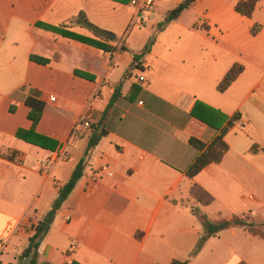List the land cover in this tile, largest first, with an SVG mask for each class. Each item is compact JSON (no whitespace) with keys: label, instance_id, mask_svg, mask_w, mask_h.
Instances as JSON below:
<instances>
[{"label":"crops","instance_id":"0c3cea01","mask_svg":"<svg viewBox=\"0 0 264 264\" xmlns=\"http://www.w3.org/2000/svg\"><path fill=\"white\" fill-rule=\"evenodd\" d=\"M184 1L159 0L135 26L131 0H0V245L7 244L0 264H30L29 241L84 156L87 139L75 131L88 104L101 95L90 118L98 123L117 89L122 96L105 123L108 134L42 240L37 264H263L264 241L240 228L201 245L204 227L193 210L212 221H264V0L250 18L236 11L245 0H197L159 31ZM82 13L107 33L115 54L54 30L95 38ZM153 37L151 52L134 66V55ZM237 66L241 74L221 93ZM28 98L45 103L34 134L69 154L50 173L40 163L56 152L18 136L33 130ZM225 129L222 162L189 178L201 154L190 140L209 146ZM105 165L113 176L93 181ZM195 186L213 202L198 203Z\"/></svg>","mask_w":264,"mask_h":264},{"label":"trees","instance_id":"16d2710c","mask_svg":"<svg viewBox=\"0 0 264 264\" xmlns=\"http://www.w3.org/2000/svg\"><path fill=\"white\" fill-rule=\"evenodd\" d=\"M111 1L127 4L129 3L130 0H111ZM258 1L259 0L242 1L237 5L236 11L239 14L250 18L252 17L255 11ZM196 3L197 0H185L183 3H181L176 9H174L169 13L166 21L163 24L159 25V31L163 30L164 27L172 23L174 20H177V18H179L184 11L193 9ZM79 20L84 27L88 28L89 30H91V32H93L95 38L92 39V38L83 37L62 29H54V30L61 33V35H63L64 37L74 39L83 44L96 47L102 50L103 52L109 53L111 55L115 54L119 50L118 47L109 44L110 41L109 38L106 36L107 33H105L101 29L89 23V21L87 20L86 16L83 13L79 16ZM259 30L260 27L257 26L253 29V33L256 34L259 32ZM154 44H155V37L151 38V40L149 41V43L141 53L134 55V64H135L134 66L139 67L138 65L140 61L151 52ZM120 50L127 51L128 49L125 46H122ZM30 60L40 65H48L50 63L49 60L38 56H31ZM242 70H243L242 67H238V66L234 67L219 85L218 87L219 91L221 93H224L230 87V85L237 79V77L241 74ZM75 75L83 79L95 81V77L80 71H75ZM121 96L122 94L120 92V89H117L108 107L106 108L101 121H99L98 123L90 122V128L84 137L87 139V146L84 151L83 158L76 166L69 181H67L59 189L58 198L56 199L53 205V209L46 216L44 221L39 223L35 235L29 241L30 244H29V248L25 252V257L30 259V264H37L38 249L40 247L42 240L49 232L58 211L62 208V206L67 201L71 193L74 191L79 180L83 177V174L90 161L92 152L101 142V140L107 136L108 132L106 130L105 123L108 120L110 110L114 106L115 102ZM26 105L30 108L29 119L33 122V130L30 132L20 131L18 134L19 138L26 139L28 141L30 140L34 141V143L37 146L51 152L61 151L62 147H60L57 142L34 134V129L40 122L43 113L45 111V103L34 98H28L26 100ZM14 110L15 108L13 107L12 111ZM238 119H239V115H236L229 122V126H232ZM225 131L226 129L222 131V133L209 146L198 141L197 139L190 140V144L194 148L199 150L201 154L198 156V158L193 163V165L189 168L187 172V176L189 178H194L195 176L200 174L205 168H207L212 164H218L222 162L223 158L225 157L226 153L229 150L227 144L223 140ZM192 197L202 205H209L214 200L209 193H207L198 186H195L193 188ZM193 212L199 218V220L201 221L204 227L205 234L201 239V245H203L209 239L217 237L223 231L229 229H235V228L243 229L257 237V235L255 234L256 227L254 223L249 222L247 220V216H233L229 220L212 221L209 219L207 215L203 214L198 209L193 210ZM171 264H188V263L181 261H173Z\"/></svg>","mask_w":264,"mask_h":264},{"label":"built area","instance_id":"2783aa9c","mask_svg":"<svg viewBox=\"0 0 264 264\" xmlns=\"http://www.w3.org/2000/svg\"><path fill=\"white\" fill-rule=\"evenodd\" d=\"M159 0H131V5L137 8V15L132 20V25H142L148 19L149 11L151 8L158 2ZM139 81L144 82L145 77H139ZM52 102H55L56 99L54 97L51 98ZM100 101L102 102V97L100 94H95L91 101L88 104L87 113L81 120V123L77 127L75 131V135L79 136L80 138H84L87 131L90 128V118H91V111L94 109V102ZM69 154L65 150H61L53 154L52 157L43 160L40 163L41 172L50 173L51 170L55 167L56 164L59 162L65 161L68 158ZM14 162L20 166L24 165V161L22 158L17 157ZM104 176L111 177L113 176V171L109 165L103 166L98 171L92 174L93 181H99ZM37 229V228H36ZM7 244L5 242L1 243L0 248L5 249Z\"/></svg>","mask_w":264,"mask_h":264},{"label":"rangeland","instance_id":"374dc122","mask_svg":"<svg viewBox=\"0 0 264 264\" xmlns=\"http://www.w3.org/2000/svg\"><path fill=\"white\" fill-rule=\"evenodd\" d=\"M84 143L86 144V142ZM247 220L249 222L254 223L256 227L255 234L257 235V237H259L261 241H264V221L262 220V218H253L251 216H247ZM259 251L262 254L264 260V244H260ZM262 263L264 264V261H262Z\"/></svg>","mask_w":264,"mask_h":264},{"label":"water","instance_id":"95a60500","mask_svg":"<svg viewBox=\"0 0 264 264\" xmlns=\"http://www.w3.org/2000/svg\"><path fill=\"white\" fill-rule=\"evenodd\" d=\"M114 39H115V36L112 37V40H114Z\"/></svg>","mask_w":264,"mask_h":264}]
</instances>
